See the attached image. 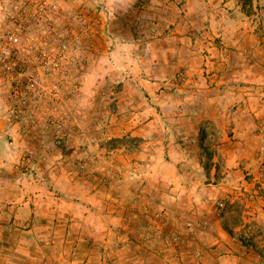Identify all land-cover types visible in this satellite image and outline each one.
<instances>
[{
  "label": "rangeland",
  "instance_id": "1",
  "mask_svg": "<svg viewBox=\"0 0 264 264\" xmlns=\"http://www.w3.org/2000/svg\"><path fill=\"white\" fill-rule=\"evenodd\" d=\"M11 29L0 264L263 250L264 0H0Z\"/></svg>",
  "mask_w": 264,
  "mask_h": 264
},
{
  "label": "crops",
  "instance_id": "2",
  "mask_svg": "<svg viewBox=\"0 0 264 264\" xmlns=\"http://www.w3.org/2000/svg\"><path fill=\"white\" fill-rule=\"evenodd\" d=\"M223 237L224 239L217 238L214 245H210L215 246L210 250L222 249L223 252L218 257L222 264H264V233L259 236L260 239H256L257 243L259 242V247L263 248L262 251L253 248L249 243L240 244L232 234L230 236L222 235Z\"/></svg>",
  "mask_w": 264,
  "mask_h": 264
},
{
  "label": "built area",
  "instance_id": "3",
  "mask_svg": "<svg viewBox=\"0 0 264 264\" xmlns=\"http://www.w3.org/2000/svg\"><path fill=\"white\" fill-rule=\"evenodd\" d=\"M17 29H11L0 35V75H21V64L17 56Z\"/></svg>",
  "mask_w": 264,
  "mask_h": 264
}]
</instances>
